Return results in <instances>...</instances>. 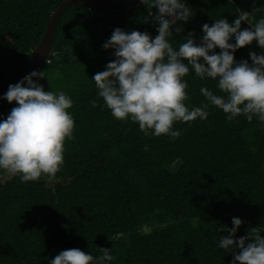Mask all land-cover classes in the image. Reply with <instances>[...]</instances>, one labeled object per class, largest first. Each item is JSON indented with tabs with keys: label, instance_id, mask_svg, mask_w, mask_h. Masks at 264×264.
I'll return each instance as SVG.
<instances>
[{
	"label": "trees",
	"instance_id": "trees-1",
	"mask_svg": "<svg viewBox=\"0 0 264 264\" xmlns=\"http://www.w3.org/2000/svg\"><path fill=\"white\" fill-rule=\"evenodd\" d=\"M62 1L0 0V43L12 72L28 68ZM186 5L193 15L170 27L174 47L189 32L199 42L203 24L220 18L231 23L241 10L264 8V0ZM151 13L141 3L122 9L68 5L60 13L50 53L36 71L45 76L39 80L45 91L71 97L73 139L65 140L64 163L52 179L22 182L0 170V264H49L73 248L94 258L102 255L100 248L111 249L110 264H230L232 254L217 249L215 241L227 235L217 230L231 228L233 217L242 220L236 237L257 228L264 238V122L243 114L228 120L209 106L205 120L174 123L179 137L152 136L130 119L114 118L98 97L91 79L114 59V49H103V43L116 28L155 37V7ZM248 27L241 22L242 29ZM250 51L262 54L253 41L234 60L251 63ZM6 77L0 57V96ZM184 79L189 109L207 103L201 87L224 95L216 81L199 79L191 68ZM15 106L4 100L0 120ZM144 222L155 226L144 231Z\"/></svg>",
	"mask_w": 264,
	"mask_h": 264
},
{
	"label": "clouds",
	"instance_id": "clouds-1",
	"mask_svg": "<svg viewBox=\"0 0 264 264\" xmlns=\"http://www.w3.org/2000/svg\"><path fill=\"white\" fill-rule=\"evenodd\" d=\"M157 25V35L147 32L126 33L113 30L102 48L114 49V59L105 69L92 77L104 106L118 120L130 119L140 130L152 136L168 135L175 139L181 135L174 130L175 122L205 120L209 106L221 109L226 119L245 115L251 121L255 116L264 122V14L254 19L256 12L241 10L231 23L225 18L201 26L199 42L189 32L177 47L169 38L170 27L177 22H188L193 13L186 0H140ZM250 27L241 28V22ZM179 33L180 27H175ZM255 41L262 54L249 52L251 60H234V53ZM219 49L217 53L214 49ZM190 66V67H189ZM191 70L201 80L216 81L224 95L214 94L207 87L200 93L207 103L189 109L184 79ZM34 78H36L34 80ZM45 78L42 71H32L15 84H9L0 96L13 107L5 119L0 120V170L16 176L22 182L49 179L61 170L64 163L65 140L73 139L74 120L68 111L73 101L63 91H45L39 83ZM96 101H93L95 106ZM147 150V146H145ZM242 220L231 219V228L222 225L217 231L227 232L216 238L217 249L232 254L230 264H264V238L257 228L236 237ZM237 249L239 250L237 252ZM102 255L94 258L80 249L62 250L49 264H110L115 259L111 249L100 248Z\"/></svg>",
	"mask_w": 264,
	"mask_h": 264
},
{
	"label": "water",
	"instance_id": "water-1",
	"mask_svg": "<svg viewBox=\"0 0 264 264\" xmlns=\"http://www.w3.org/2000/svg\"><path fill=\"white\" fill-rule=\"evenodd\" d=\"M140 3V0H63L57 8L50 15L45 30L35 48V51L31 57L28 68L20 72H12L7 63L6 55L3 47L0 43V57L2 59L3 67L6 71V80L4 82L3 94L7 91L10 81L22 79L25 75L37 69V67L45 60L50 53L52 34L55 23L62 12V10L68 5H77L85 7L103 8V9H122L126 7L136 6ZM3 96V95H2ZM4 99L0 101V111L3 105Z\"/></svg>",
	"mask_w": 264,
	"mask_h": 264
},
{
	"label": "rangeland",
	"instance_id": "rangeland-1",
	"mask_svg": "<svg viewBox=\"0 0 264 264\" xmlns=\"http://www.w3.org/2000/svg\"><path fill=\"white\" fill-rule=\"evenodd\" d=\"M142 229L144 230V231H149L151 228H153L155 225H151V223H149V222H144L143 224H142Z\"/></svg>",
	"mask_w": 264,
	"mask_h": 264
}]
</instances>
